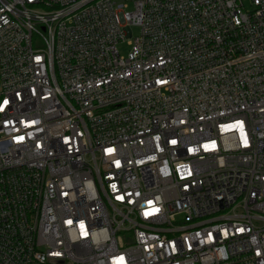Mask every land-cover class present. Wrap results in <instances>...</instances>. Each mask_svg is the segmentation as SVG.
Wrapping results in <instances>:
<instances>
[{"label": "built area", "instance_id": "obj_1", "mask_svg": "<svg viewBox=\"0 0 264 264\" xmlns=\"http://www.w3.org/2000/svg\"><path fill=\"white\" fill-rule=\"evenodd\" d=\"M6 99L0 264H264V0H0Z\"/></svg>", "mask_w": 264, "mask_h": 264}, {"label": "snow or ice", "instance_id": "obj_2", "mask_svg": "<svg viewBox=\"0 0 264 264\" xmlns=\"http://www.w3.org/2000/svg\"><path fill=\"white\" fill-rule=\"evenodd\" d=\"M17 95H19V94H17ZM8 104H9V101H8L7 99L4 100V101H3V105L0 106V110H2V108H3L4 106H7ZM32 123H35V122H32ZM236 124H237V125H241V122H240V121H237ZM15 139H16L18 142H22V141L24 140V137H23V136H17ZM65 143H67V140H65ZM170 143L173 144V145H175V144L177 143V141H176V140H171ZM244 143H245V144L247 143L246 140L244 141ZM212 144H213V146H214L215 142H212ZM37 147H40V145L37 144ZM204 147H205V148H208L209 145H204ZM107 151L111 152L112 149H108ZM189 151H191V149H189ZM150 159H154V157H150ZM116 164L119 165V161H116ZM117 199H123V197L118 196ZM148 203L151 204L152 201H149ZM155 211H158V210H157V209H153V212H155ZM153 212H148V213H146V215H152ZM68 223L71 224L72 221L69 220ZM79 225H80V228H81L82 230L85 229V227H86L83 221H80V222H79ZM237 231H239V232H243L244 229L240 228V229H238ZM83 235H87L86 231L83 232ZM208 238H209L210 240L213 238L211 233L208 234ZM52 255L59 256L60 253H52ZM120 259H121V262H122L123 258H120Z\"/></svg>", "mask_w": 264, "mask_h": 264}, {"label": "rangeland", "instance_id": "obj_3", "mask_svg": "<svg viewBox=\"0 0 264 264\" xmlns=\"http://www.w3.org/2000/svg\"><path fill=\"white\" fill-rule=\"evenodd\" d=\"M247 7H250V5L247 4ZM137 32H138V30L135 29V30H134V34H137ZM119 49H120V51H121L122 53H125V52L128 51V48H127V45H126V44H121V45H119Z\"/></svg>", "mask_w": 264, "mask_h": 264}]
</instances>
